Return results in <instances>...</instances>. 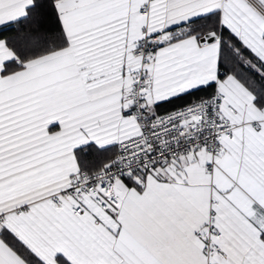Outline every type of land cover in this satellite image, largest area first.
Listing matches in <instances>:
<instances>
[{
	"label": "snow or ice",
	"instance_id": "obj_1",
	"mask_svg": "<svg viewBox=\"0 0 264 264\" xmlns=\"http://www.w3.org/2000/svg\"><path fill=\"white\" fill-rule=\"evenodd\" d=\"M0 264H264V0H0Z\"/></svg>",
	"mask_w": 264,
	"mask_h": 264
}]
</instances>
